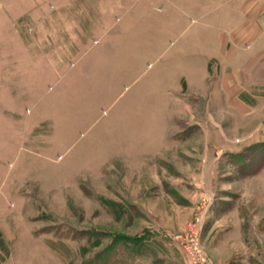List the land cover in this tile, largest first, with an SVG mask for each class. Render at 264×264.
<instances>
[{"label":"rangeland","instance_id":"374dc122","mask_svg":"<svg viewBox=\"0 0 264 264\" xmlns=\"http://www.w3.org/2000/svg\"><path fill=\"white\" fill-rule=\"evenodd\" d=\"M198 12L0 0V241H21L16 262L264 264V113L212 100Z\"/></svg>","mask_w":264,"mask_h":264},{"label":"crops","instance_id":"0c3cea01","mask_svg":"<svg viewBox=\"0 0 264 264\" xmlns=\"http://www.w3.org/2000/svg\"><path fill=\"white\" fill-rule=\"evenodd\" d=\"M165 1L171 7L200 10L190 45L206 63L204 67L212 63V100H224L243 121L263 114L264 0ZM10 237L0 241V246L11 250L0 264H22L14 260L12 251L21 248V241Z\"/></svg>","mask_w":264,"mask_h":264},{"label":"built area","instance_id":"2783aa9c","mask_svg":"<svg viewBox=\"0 0 264 264\" xmlns=\"http://www.w3.org/2000/svg\"><path fill=\"white\" fill-rule=\"evenodd\" d=\"M193 250L195 251V252H194L195 254H197V255L200 254V251H201V250H200V248L197 246V244H195Z\"/></svg>","mask_w":264,"mask_h":264}]
</instances>
